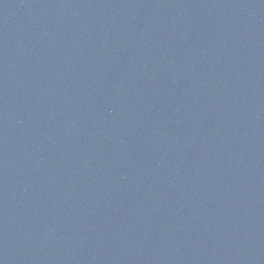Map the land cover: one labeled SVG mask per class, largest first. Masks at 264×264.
<instances>
[{
    "label": "water",
    "instance_id": "1",
    "mask_svg": "<svg viewBox=\"0 0 264 264\" xmlns=\"http://www.w3.org/2000/svg\"><path fill=\"white\" fill-rule=\"evenodd\" d=\"M0 264H264V0H0Z\"/></svg>",
    "mask_w": 264,
    "mask_h": 264
}]
</instances>
